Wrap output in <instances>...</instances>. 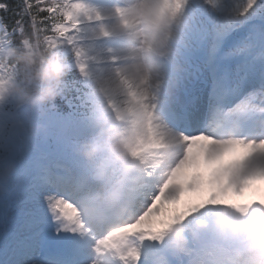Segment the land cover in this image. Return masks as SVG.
<instances>
[{
	"label": "snow or ice",
	"instance_id": "6c2138e0",
	"mask_svg": "<svg viewBox=\"0 0 264 264\" xmlns=\"http://www.w3.org/2000/svg\"><path fill=\"white\" fill-rule=\"evenodd\" d=\"M138 10L167 27L130 46ZM37 38L72 71L52 107L0 98V264H241L264 245V0H0V52Z\"/></svg>",
	"mask_w": 264,
	"mask_h": 264
},
{
	"label": "clouds",
	"instance_id": "9594fccd",
	"mask_svg": "<svg viewBox=\"0 0 264 264\" xmlns=\"http://www.w3.org/2000/svg\"><path fill=\"white\" fill-rule=\"evenodd\" d=\"M136 24L139 26L129 36V45L137 41L143 42L146 33L156 31L159 23L160 30L167 27L164 18L157 20L155 11L138 10L135 13ZM11 64L14 72L0 73V98L13 99L22 106L33 109L52 107L62 94L64 83L72 71L71 62L62 51L47 47L42 39H34L28 46L23 42L6 47L0 52V65ZM145 67L152 76L160 70V65L150 62ZM39 130V129H37ZM97 150H85V159L91 161L95 158ZM11 173L9 172V177ZM241 264H264V245L256 246L247 252H237Z\"/></svg>",
	"mask_w": 264,
	"mask_h": 264
},
{
	"label": "rangeland",
	"instance_id": "374dc122",
	"mask_svg": "<svg viewBox=\"0 0 264 264\" xmlns=\"http://www.w3.org/2000/svg\"><path fill=\"white\" fill-rule=\"evenodd\" d=\"M256 195H258V194L254 190H247L243 196H239V197L233 196V197H231V199L238 201V202H243V201H247L251 198H254ZM169 207L172 208L173 210H175L177 207L182 208L183 206L182 205L181 206L173 205V206H169Z\"/></svg>",
	"mask_w": 264,
	"mask_h": 264
},
{
	"label": "trees",
	"instance_id": "16d2710c",
	"mask_svg": "<svg viewBox=\"0 0 264 264\" xmlns=\"http://www.w3.org/2000/svg\"><path fill=\"white\" fill-rule=\"evenodd\" d=\"M7 2L13 6H16L19 3V0H7Z\"/></svg>",
	"mask_w": 264,
	"mask_h": 264
}]
</instances>
